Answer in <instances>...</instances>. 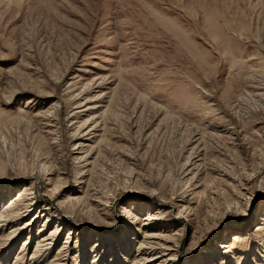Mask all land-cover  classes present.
I'll list each match as a JSON object with an SVG mask.
<instances>
[{
    "label": "rangeland",
    "instance_id": "1",
    "mask_svg": "<svg viewBox=\"0 0 264 264\" xmlns=\"http://www.w3.org/2000/svg\"><path fill=\"white\" fill-rule=\"evenodd\" d=\"M32 182L0 264H134L144 230L166 264H264V0H0V215Z\"/></svg>",
    "mask_w": 264,
    "mask_h": 264
},
{
    "label": "bare ground",
    "instance_id": "2",
    "mask_svg": "<svg viewBox=\"0 0 264 264\" xmlns=\"http://www.w3.org/2000/svg\"><path fill=\"white\" fill-rule=\"evenodd\" d=\"M80 97V96H79ZM90 101V100H89ZM91 102V101H90ZM99 107H101V106H99V104H96V105H94V107L91 109V110H97V109H99ZM89 108H91V107H89ZM88 110V109H87ZM95 113H97V112H95ZM76 116V115H75ZM79 118V116H77V118L76 119H78ZM85 125V124H84ZM80 127H81V125H80ZM83 127H85V126H83ZM82 128V127H81ZM79 129V128H78ZM77 129V130H78ZM85 136V135H84ZM87 136V135H86ZM85 138V137H84ZM83 138V139H84ZM82 140V139H81ZM89 146V143L87 142V141H81V142H78L77 144H76V147H77V150H80V152L79 153H76L75 154V156L77 157V159L79 158L80 160H84L85 162H87V165L86 166H84L83 168H82V170H83V172H85L86 170H88V167H89V165L92 163V161L90 162V159L92 158V155L90 154V155H84V153H82L84 150H85V148H87ZM92 153V152H91ZM83 154V155H82ZM96 154V153H95ZM94 155V154H93ZM94 158V157H93ZM96 158V157H95ZM82 170H80V171H82ZM55 173V172H54ZM82 173V172H81ZM80 173V174H81ZM83 174V173H82ZM55 176H56V178H59V176H60V173L59 174H54V177H50L49 179H47V186L50 188V191H48V192H50V193H52V194H56V192L59 190V187H57V185H59L58 184V182H60V181H57L56 183L54 182V180H55ZM82 177V176H81ZM80 177V182H79V185H81V184H84L85 182H84V178H81ZM46 181V180H45ZM35 183H31V184H28V185H26V186H24L23 187V191L18 195L19 197H14V198H12V203H11V205L9 206V207H7L5 210H3V213H1V215H0V218H3L5 215H6V217H9V216H13V215H17V209L19 208V207H22L23 206V203H25V204H29V201L30 200H28V198H29V195H31V193L32 192H34L35 191ZM46 186V185H45ZM17 187V186H16ZM47 188V187H46ZM81 188H83L82 186H81ZM6 190V189H5ZM46 190V189H45ZM11 191H13V190H11ZM63 191V190H62ZM9 192V191H8ZM7 192V193H8ZM80 193H82V192H80L79 190H77V191H70V192H68V191H66V192H64V194H61V196H64V198H66V200H63L62 202H60V204H61V206L63 205H66L67 204V202L70 204H79L82 200H83V198L80 196ZM58 194V193H57ZM62 198V197H61ZM61 198H59L60 199V201H61ZM57 199V198H56ZM94 202H95V205H97V207H101V201H99V200H93ZM32 202V201H31ZM160 202V201H159ZM168 205V203L167 202H165V201H163L162 200V202H160L159 203V205H158V208H157V213L159 214H161L163 211H161L162 210V208L164 207V205ZM178 205V204H177ZM184 208V207H183ZM185 209V208H184ZM177 210V209H176ZM46 210L44 209V210H42V211H40V213L41 212H45ZM171 211V210H170ZM30 213V212H29ZM50 214V213H49ZM125 214L127 215V217H128V219H130V220H132V222L134 223V224H136V223H138L139 222V220H141V215L139 214V213H137V212H135V209H131V208H129V207H127L126 209H125ZM20 215V214H19ZM18 215V216H19ZM156 215L157 214H151V213H148L147 214V220H146V222L147 221H151V220H157V217H156ZM5 217V218H6ZM54 217V216H53ZM127 217H125L126 218V220H127ZM38 218V217H37ZM40 218V217H39ZM48 218H49V221H51V216L49 215L48 216ZM69 218V217H68ZM175 218V217H174ZM4 220V219H3ZM262 221H264V218L263 219H261ZM8 221V220H7ZM61 223V225L59 226V227H62V225H64L65 224V222H66V220H59ZM58 221V222H59ZM1 222L2 221H0V226L2 227L3 225H1ZM128 222V221H127ZM28 224V226H32V224L33 223H30V222H28L27 223ZM152 225V224H151ZM127 226V225H126ZM147 226H150V224H144L143 225V227H147ZM4 227H5V225H4ZM58 227V226H57ZM3 228V227H2ZM60 230V229H59ZM263 230H264V227H263ZM71 231H72V229H71ZM125 232V231H124ZM140 232V231H139ZM144 232V237L142 238V240H141V242L139 243V245H138V250H136V252H135V256L136 257H134L135 259H134V261L133 262H135L134 264H142L143 262L144 263H147V264H166V262L167 261H165V260H162V261H160L161 259H165V258H170V257H172V256H174V254H175V252H174V247L170 244L171 242L169 241V240H166V239H162V238H159V237H157V235H154V234H152V233H149V232H147V230H144L143 231ZM57 234V233H56ZM70 234H72V233H70ZM69 234V235H70ZM130 234V233H129ZM134 235V234H133ZM125 236V235H124ZM51 239H52V237H51V235H43L42 237H40L39 238V242H38V244H37V250L35 251V252H40L41 251V247H45V246H47L48 245V243L49 244H51ZM54 239V238H53ZM67 239H69V238H67ZM237 239H239V236L238 235H234V240H237ZM103 240V239H102ZM67 241V240H66ZM67 244L69 243V240H68V242H66ZM149 247V248H148ZM154 247H156V248H158L159 250L157 251V254H158V256H156L155 258H149L148 256H147V251H148V249H150V248H154ZM66 246H65V250L63 251V253H60L58 256V258L55 260V261H53L52 263H50V264H61L63 261H65V262H63V263H66V261H67V259L65 260V259H63L62 258V256H63V254L64 253H68L69 251H67L66 250ZM157 250V249H156ZM67 251V252H66ZM34 252V253H35ZM94 253H96V251L94 252ZM211 254V251L210 250H205L204 251V255H206V254ZM65 255V254H64ZM93 255V254H92ZM95 255V254H94ZM87 257V256H86ZM94 259H96L97 260V258H94ZM171 263V262H170ZM190 264V263H189Z\"/></svg>",
    "mask_w": 264,
    "mask_h": 264
}]
</instances>
